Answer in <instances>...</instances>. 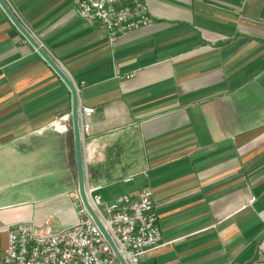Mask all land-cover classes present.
<instances>
[{
    "label": "crops",
    "instance_id": "0c3cea01",
    "mask_svg": "<svg viewBox=\"0 0 264 264\" xmlns=\"http://www.w3.org/2000/svg\"><path fill=\"white\" fill-rule=\"evenodd\" d=\"M146 2L150 25L110 41L72 0H7L75 84L78 109H94L85 186L105 201L152 191L161 240L138 264L258 261L264 0ZM71 110L69 87L0 5V259L10 224L77 219Z\"/></svg>",
    "mask_w": 264,
    "mask_h": 264
},
{
    "label": "built area",
    "instance_id": "2783aa9c",
    "mask_svg": "<svg viewBox=\"0 0 264 264\" xmlns=\"http://www.w3.org/2000/svg\"><path fill=\"white\" fill-rule=\"evenodd\" d=\"M7 3V0H4ZM76 14L102 26L110 41L152 22L146 0H72ZM8 4V3H7ZM91 106H80V140L89 131L87 116ZM82 143V142H81ZM84 148V147H83ZM94 148L82 150L83 165L91 162ZM131 179L126 177L125 181ZM94 188L85 186L87 201L126 264H138L140 257L158 246L161 232L158 215L148 187L137 197L124 193L105 201ZM254 197L249 199L252 202ZM76 221L54 228L49 218L41 226L18 222L7 227V243L0 264H121L110 243L88 212L82 200L77 204ZM249 264H264V256Z\"/></svg>",
    "mask_w": 264,
    "mask_h": 264
},
{
    "label": "water",
    "instance_id": "95a60500",
    "mask_svg": "<svg viewBox=\"0 0 264 264\" xmlns=\"http://www.w3.org/2000/svg\"><path fill=\"white\" fill-rule=\"evenodd\" d=\"M0 5L3 10L6 12L8 17L14 23V25L20 30V32L28 39V41L36 48V50L40 53V55L46 60V62L55 70V72L61 77V79L66 83L69 87L71 96H72V110H71V117H72V131L74 137V145H75V161H76V178H77V188L80 199L82 203L91 214L97 225L99 226L100 230L102 231L105 238L110 243L112 249L115 252L118 260L121 264H126L122 259L121 255L117 251L114 243L110 239L108 233L105 231L104 227L100 223L98 217L91 209L85 194V172H84V165L82 159V144L80 140V133H79V123H78V96L75 84L72 80L67 76L64 70L58 65V63L49 55V53L41 46L38 40L30 33V31L24 26V24L17 18L14 14L10 6L4 1L0 0Z\"/></svg>",
    "mask_w": 264,
    "mask_h": 264
}]
</instances>
